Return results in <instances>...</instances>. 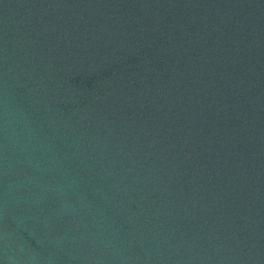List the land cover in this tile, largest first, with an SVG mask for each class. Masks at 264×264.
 Here are the masks:
<instances>
[{
	"label": "water",
	"instance_id": "water-1",
	"mask_svg": "<svg viewBox=\"0 0 264 264\" xmlns=\"http://www.w3.org/2000/svg\"><path fill=\"white\" fill-rule=\"evenodd\" d=\"M0 264H264V0H0Z\"/></svg>",
	"mask_w": 264,
	"mask_h": 264
}]
</instances>
